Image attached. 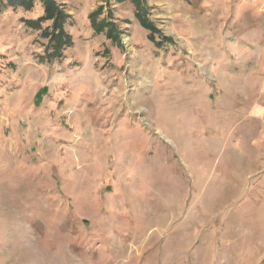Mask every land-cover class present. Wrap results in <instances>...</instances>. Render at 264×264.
I'll list each match as a JSON object with an SVG mask.
<instances>
[{"label": "rangeland", "instance_id": "1", "mask_svg": "<svg viewBox=\"0 0 264 264\" xmlns=\"http://www.w3.org/2000/svg\"><path fill=\"white\" fill-rule=\"evenodd\" d=\"M54 1V63L0 10V264H264V0Z\"/></svg>", "mask_w": 264, "mask_h": 264}, {"label": "trees", "instance_id": "2", "mask_svg": "<svg viewBox=\"0 0 264 264\" xmlns=\"http://www.w3.org/2000/svg\"><path fill=\"white\" fill-rule=\"evenodd\" d=\"M37 1L40 2L43 7V15L37 19H25L23 22L27 28L41 31V37L48 40V44L44 49V54L39 56V63H54L63 60L65 58V51L73 46V40L64 27L66 19H68L69 16L58 7V4L54 0H6V2L2 0L0 2V10L12 7L15 10L22 8L25 12H31L35 8ZM124 1L127 0H118V2ZM132 1L137 6V14L140 16L141 11L139 10L140 4L138 0ZM100 21L101 20L98 19L92 20L94 31L98 34L107 31L108 37L113 39L116 46L121 49L123 46H121L116 39L110 37L108 27L105 23H101ZM46 23H50V25L44 27L43 25ZM142 24L150 31L149 40L153 42L156 47L162 48L166 44L164 41L168 39L164 37L160 31L153 28L148 21H142ZM156 34L160 35L161 38H165V40H158Z\"/></svg>", "mask_w": 264, "mask_h": 264}]
</instances>
